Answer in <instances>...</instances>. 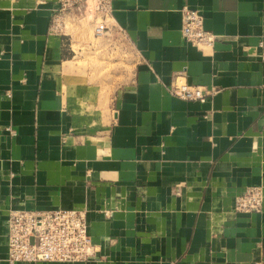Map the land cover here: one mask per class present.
<instances>
[{
    "label": "crops",
    "instance_id": "0c3cea01",
    "mask_svg": "<svg viewBox=\"0 0 264 264\" xmlns=\"http://www.w3.org/2000/svg\"><path fill=\"white\" fill-rule=\"evenodd\" d=\"M110 4L136 56L115 87L79 79L49 33L58 0H0V264L11 209L84 210L96 250L15 264H264V200L233 208L264 188V0ZM183 6L211 49L183 38ZM179 82L213 91L182 100Z\"/></svg>",
    "mask_w": 264,
    "mask_h": 264
},
{
    "label": "built area",
    "instance_id": "2783aa9c",
    "mask_svg": "<svg viewBox=\"0 0 264 264\" xmlns=\"http://www.w3.org/2000/svg\"><path fill=\"white\" fill-rule=\"evenodd\" d=\"M80 0H58V6L51 16L49 33L62 35L58 29L64 25V11ZM89 1V2H88ZM87 10L95 12V33L103 34L111 21L110 0H85ZM181 12V34L183 38L199 49H211L216 35L203 26V15L198 9L183 6ZM94 16V15H93ZM213 90L179 82L169 92L182 100H202ZM7 96L10 94L7 92ZM10 135L15 131L7 128ZM264 200L262 185H249L234 198L233 208L237 212H260ZM7 225L8 264L33 263L38 261L87 262L95 253V245L87 231L84 210H9Z\"/></svg>",
    "mask_w": 264,
    "mask_h": 264
},
{
    "label": "rangeland",
    "instance_id": "374dc122",
    "mask_svg": "<svg viewBox=\"0 0 264 264\" xmlns=\"http://www.w3.org/2000/svg\"><path fill=\"white\" fill-rule=\"evenodd\" d=\"M85 8V0H80L64 11V25L58 31L66 38V56L77 55L74 61L78 63L81 81L118 86L129 79L136 56L111 21H108L109 29L97 35L94 28L99 19L95 21L94 17L98 16Z\"/></svg>",
    "mask_w": 264,
    "mask_h": 264
}]
</instances>
